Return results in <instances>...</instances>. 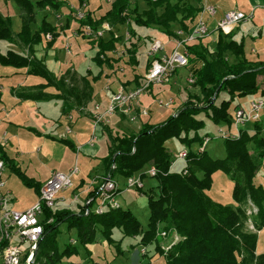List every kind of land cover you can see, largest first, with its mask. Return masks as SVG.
Segmentation results:
<instances>
[{"label":"trees","instance_id":"1","mask_svg":"<svg viewBox=\"0 0 264 264\" xmlns=\"http://www.w3.org/2000/svg\"><path fill=\"white\" fill-rule=\"evenodd\" d=\"M77 1L78 8H82L84 5L88 7L91 0ZM202 1L111 0L110 3L105 1L108 6L99 7L96 13L86 8L85 18L78 21L77 30L79 37L94 53L92 61L99 69V74L94 76L92 81L96 82L105 70L114 75L122 64L121 69L125 67L132 70L133 80L123 83L121 81H124L126 76L122 74V78H119L118 74L117 77L114 76L117 82L126 89L142 86L144 76L137 72V57L146 37L141 35L140 28L157 29L169 39L177 36L179 29L173 31L174 24H179L182 30L190 32L201 11ZM15 3L22 20V31L15 34L11 17L0 12V42L17 44L28 52H3L0 48V66L28 70L29 74L45 81L44 87L55 86L62 89L61 95L65 93L67 100L71 96H75L80 102L89 99L94 91L89 78L92 75L91 70L88 71L89 75L78 80L74 78L67 85V78L55 76L36 55L40 45L46 41L48 48H52L55 41L65 34L66 28L69 27V19L65 25H57L49 20L52 14L61 13L65 2L15 0ZM71 11L74 10L71 8ZM105 22L109 23L113 30L104 38L91 40L84 35L86 26L96 31ZM127 33L130 38L126 42ZM216 33L218 36L214 52L209 58L199 54L205 52L209 46L202 42L205 38L188 46L190 58L184 68L192 70L195 82L191 86L197 91L187 93V99L174 116L160 124H142L137 132H126L123 136L113 133L109 124L99 126V138L107 134L110 141L109 153L103 161L106 171L103 177L110 175L119 187V179L127 182L129 178L138 175L143 185L146 178L157 181L155 186L146 191L144 186L136 188L148 200V229L143 230L137 217L130 210L120 206L103 214L95 213L93 208L97 200V184L93 186L86 203L79 207L78 212L73 211L72 205H58L54 210L45 208L41 220L44 234L40 242L37 264H62L64 259L81 257L85 250V258H88L90 251L87 247L98 242V233H101L109 246L117 248L119 255L123 251L119 249L120 245H115V229L122 233L123 238L139 237V245L154 247V250L158 251L159 226L163 227L164 232L171 231L179 235L176 242L170 246V253L166 256L167 264H264V254L257 252L258 233L264 229V184L257 179L261 176L264 178V119L241 126L237 129V135L228 133L223 137L221 134L219 137L224 140L225 147V157L222 159L213 158L206 150L205 139L211 140L214 137L201 135L206 128L204 119L216 124H231L230 108L236 100L245 97L264 100V89L258 83L260 77L264 81V62L249 60L243 42L235 41L233 35ZM48 36H51V40ZM150 40L151 46L155 40ZM119 49H123L125 54L119 55ZM229 56L233 62L229 61ZM150 65L151 62L148 63L146 72ZM176 72L177 70L172 76ZM81 83L83 86L80 88L78 86ZM152 87L153 85L147 91L150 92ZM221 95H228V98L223 97L219 102ZM133 112L137 114L135 104ZM116 114L121 115L124 120L128 119L121 112ZM137 115L142 121L140 110ZM171 140L181 142L188 151L185 168L179 173L172 171L175 154L167 147ZM203 145L204 148H200ZM194 148L196 150H193ZM0 154L7 167L17 174L25 185L34 187L40 195L42 186L29 180L20 168L12 163L1 145ZM152 167L157 170L155 176L147 174V170ZM217 171H222L233 182L235 207L217 203L209 197L212 177ZM121 191L123 190L120 189ZM87 201H90L88 205ZM87 208L90 214L85 215ZM250 208L254 212L248 211ZM50 219H53L52 223H49ZM64 224L68 231L76 230V237L63 242L61 247L59 237L62 235L61 226Z\"/></svg>","mask_w":264,"mask_h":264},{"label":"rangeland","instance_id":"2","mask_svg":"<svg viewBox=\"0 0 264 264\" xmlns=\"http://www.w3.org/2000/svg\"><path fill=\"white\" fill-rule=\"evenodd\" d=\"M9 1V0H7ZM34 2L39 0H32ZM63 1L67 3V0H58ZM70 3L72 2L76 7L79 6V3L77 0H69ZM262 1V6L264 8V0ZM93 3L95 6L98 7H107L108 4L104 0H94ZM1 4V0H0ZM65 5V4H64ZM223 9L227 11H240L245 13L247 16H250L253 12V16L250 17V19H247L244 21L241 25H239V30L237 33V38L241 39V37L246 38V44H245V53L249 60L251 61H261L264 62V9H259L258 11L255 10L256 6V0H224L220 4ZM145 8V6H144ZM143 9V5H142ZM70 9L68 7L63 6L62 12L64 15L69 14ZM71 12V11H70ZM8 15L12 19V29L15 34H19L22 31V20L20 18V15L18 14L17 7L15 0H12V2L9 4L8 9ZM42 15L38 17L41 19ZM76 18V17H75ZM49 20L53 23L60 22L61 24H66V20L57 19L56 14H52L51 18ZM78 19L76 20L77 23H73V21L70 22V26L66 28L65 35H61L54 43L52 48H48L47 43H43V45H40L38 47L37 53L40 57H42L45 60V63L48 67V69L55 75L59 76L65 71H67V74H65L62 78L66 79V84L69 85L70 77L72 74L77 76L76 80L89 75V72L91 70L92 75L89 77L90 80H93L94 76H97L99 74V69H97L96 65L93 63L92 59L94 57V53L90 50V47L85 45V42L76 35L77 33V27L79 26ZM59 24V23H58ZM256 25V28H255ZM173 31H177L180 28L179 24L173 25ZM127 29L124 31L123 34H125ZM139 32L142 36L146 37L145 41L142 42V48L140 49V52L138 53L137 60L139 62V69L137 72L140 75H145L146 73V67L148 63H152L151 58L148 55V50L150 47L151 40L150 38L154 40H159L163 44H168L167 52L168 54H171V48H173V44H170L169 37L162 33L161 31L157 29H145L140 28ZM260 33V34H259ZM224 35H233L234 32H230L228 34L223 33ZM80 35V33H79ZM217 33L211 34L210 37L205 38L202 42L209 45L208 48L205 50V52H199V54L202 55V57L209 58L210 55L214 52V47L216 44L217 39ZM126 38V36H125ZM253 38V39H252ZM215 41V42H214ZM66 44H71V50L69 53L66 51H63ZM0 46L3 47L4 50L9 48L8 44L6 42H0ZM206 51L208 53H206ZM24 51L20 48L17 51V53H23ZM65 52V53H64ZM164 54L161 53L160 56H163ZM229 61L232 60V57L229 56ZM121 64L118 68L117 73L112 74L108 70L104 71V74L96 81L93 82V89H94V101L91 105L92 109H95V107L98 105L100 107V111H104V109L107 108L105 105L106 99L108 96V89L107 87L111 88L112 91H116L118 89L119 83L117 82L116 78H112V80H108V78L111 76H118L119 78H122V74L125 77L123 79L125 82L128 80H133L134 73L131 69H126ZM133 67V66H131ZM74 69L75 71H73ZM126 69V70H124ZM20 71L23 74H18L15 76V78H23V80L28 79V83L31 85H37V83H44L45 81L39 77L30 75L28 70L22 69V70H15L12 67H3L0 66V74L2 72H8V71ZM69 70V71H68ZM192 70L190 71L188 68H181L177 69L176 74L173 76L167 77L163 83L153 85L152 90L144 92L139 97L138 103L135 104V106L140 107L141 110H147L149 111L148 116H142V121H131L130 117L128 119H125L124 121H117L115 119L114 115L110 118V128H113L115 126H120L122 130L117 133L119 136H123V134L130 133V132H136L139 130V127L142 126V124H160L165 122L169 117L174 116V113L183 105V102L187 99L188 94L187 93H195L197 90L191 84H194L195 82V76L194 74H191ZM66 73V72H65ZM80 74V75H79ZM30 75V76H28ZM193 80V82H189V80ZM14 81V79H13ZM27 81V80H26ZM258 83L261 85V88L264 89V81L260 77L258 78ZM130 84V83H129ZM39 85V84H38ZM83 86V83H81L78 87L81 88ZM133 88V87H131ZM53 90V89H52ZM152 92V93H151ZM49 93V92H48ZM228 98V95H221V98L219 99V102L222 98ZM169 99L174 100V105L167 107V106H160L158 101L164 100L168 101ZM253 99V97H245L236 100V102L232 105L230 108V116L234 113L237 106L239 108H243L247 110L249 108V103ZM133 114H136L133 112ZM137 117V114L135 115ZM264 119V113L260 114V120ZM112 120V122H111ZM206 128L201 133L202 136L205 134L209 136H213L214 138H211L210 142L207 144L206 141V150L209 152V154L215 158V159H222L225 157V147H224V140L219 137L221 134H228L230 133L232 136L238 134V130L234 125V120L230 118L231 124L227 122H220L218 124L212 122L209 119H204ZM109 123V124H110ZM91 129V128H90ZM90 129H84L88 132V134L81 136L79 138V144L78 145H85L87 143H92L94 147L97 149L100 154L94 155V157H98L95 160L96 161H88V157L84 153L81 154H70L67 151V148L65 147V144L61 142L62 138L60 137V134L55 135L53 133H50L49 135L45 136V139L40 138L36 141V144L34 145V151L32 153H35V156L30 157L29 154H24L25 157V166L30 167V171L32 173H35L37 175L36 179H49L47 178L52 172H67L71 168L77 169L78 174L75 175L74 179V185L76 184V188H79L82 181L85 185L90 186L94 179L97 177H100L102 173H104V158L107 157L108 153V147L110 146V141L108 138V135H105V141L98 140L99 138L94 139V136L98 137V130L96 129L95 132L91 131ZM94 130V128H93ZM252 133V132H250ZM53 134V135H52ZM51 135V136H50ZM107 139V140H106ZM45 144L46 146V152L43 150L42 156H37V150L38 148L43 147ZM90 145V144H89ZM205 145L201 146L200 148H204ZM93 147V148H94ZM196 147V145L194 146ZM187 149V148H185ZM89 151V149H87ZM172 152L176 155L179 152L184 150V146L181 142L174 141V144L171 145ZM193 150H196L194 148ZM22 152V151H21ZM16 153V152H15ZM25 153V152H24ZM31 153V151H30ZM21 154V153H20ZM40 157H44V162L40 159ZM100 160L102 162L99 164H94L95 162H99ZM186 163L182 161H176L172 171L174 173H179L182 170H184ZM101 168V170H100ZM100 170V171H99ZM145 171V170H143ZM52 173V174H53ZM31 177V176H30ZM213 183L212 188L209 191V197L217 202L221 203L223 205L235 207V201L233 199V187L234 184L230 180V178L225 175L222 171H217L213 175ZM258 181L261 184H264V178L258 177ZM2 181H4V186L0 188V192L3 194H8V192L11 194L13 201H12V208H14L17 211L23 212L31 208L37 201L38 196L36 193V190L34 187H29L24 184V182L20 179V177L10 171V169L6 168L4 171V175L2 177ZM120 182L123 184L122 190L125 191L122 194H119L117 197V202L120 205L122 209L130 210L134 216L137 217V219L140 221L141 227L143 230L148 229L149 224V208H148V200L147 197L141 192L136 189H127L126 187V181L124 179H121ZM157 181L153 178H146L144 180V190H148L150 187L155 186ZM75 188V189H76ZM76 194L78 192H75ZM62 196L67 198V203H71L72 209L74 212L79 211V207L83 206L86 203V199L89 195V193L79 197L77 200H75V195L72 194V191H64L61 193ZM254 208V206H253ZM248 211L254 212L252 208H250ZM62 235L59 237L60 242L62 243L61 247H63V242H68V240H72L76 237V230L68 231L67 226L64 224L61 226ZM161 232H164L163 227L159 226L158 230V236H157V242L160 245V248L157 250H154V247L144 246L142 247L139 245L140 238L139 237H127L123 238L122 233L115 229L113 231V238L115 239V245H120L119 249L123 251V254L118 255L117 248L114 246H109L106 241H104L101 233L97 234V243L88 246L87 249L90 251V255L87 257V250H85L81 257L74 256L71 259L67 260L64 259L62 264H69V263H78V264H136L135 261H139V264H142L141 259L144 261L143 264H167L166 256L170 253L171 245L175 243L176 239L179 238V235L176 232L171 231H165L166 236H162ZM257 233V231H255ZM14 246L18 244V238H15L14 240ZM24 248H28L29 244H25L23 246ZM257 252L259 254H264V229H262L258 233V242H257ZM40 254V248L39 252L36 256V264L37 260ZM69 262V263H68ZM0 264H2V261H0Z\"/></svg>","mask_w":264,"mask_h":264},{"label":"built area","instance_id":"3","mask_svg":"<svg viewBox=\"0 0 264 264\" xmlns=\"http://www.w3.org/2000/svg\"><path fill=\"white\" fill-rule=\"evenodd\" d=\"M110 3L111 0H105ZM157 2L158 0H150ZM73 13L76 19L83 20L85 18L86 5L82 8H74ZM218 8L209 0H203L201 4V11L196 18L195 25L190 32H185L179 29L176 33L177 36L169 39L172 53L168 54V44H163L159 40H155L149 50L148 55L152 60L150 68L144 75L143 85L138 88L126 89L123 86L116 92H112L110 102L104 111H100L97 105L93 112L94 132L101 124L107 125L110 123V118L117 112L125 114L131 121H136V114H133V106L139 100L142 93L146 92L151 85H157L164 82V80L171 76L177 69L184 68L189 63L190 51L188 46L192 43L207 38L211 33L209 27V20L215 18ZM60 18V16H58ZM249 19L245 13L240 11L227 12L217 23L216 32L228 34L234 32L239 25ZM112 26L105 22L100 28L94 31L89 26L84 29V35L91 40H99L104 38L107 34L112 32ZM79 36V32L76 33ZM130 35L126 34V42L129 40ZM51 40V36H48ZM71 44H66L64 50L69 53ZM119 55L125 54L123 49L117 50ZM163 53V56L160 54ZM193 82V80H189ZM111 92V91H110ZM160 106H171L174 103L173 99L168 101L159 100ZM264 110V100L252 99L249 103L247 110L243 108H236L231 118L234 120L235 127L239 128L245 124L258 121L260 114ZM142 116H147L148 111H140ZM69 131V130H68ZM223 134V133H222ZM225 137L226 134H223ZM96 135L94 139H96ZM206 143L210 141L209 138L205 139ZM188 151L184 149L175 155L176 161H186ZM175 162L172 166H174ZM7 165L0 154V188L4 186L2 177ZM114 168V166H113ZM78 173L77 169L72 170L70 173L54 172L51 178L42 185L38 201L28 210L19 212L10 208L11 199L7 195L0 192V261L2 264H36V256L39 252L40 242L43 238L44 229L41 220L44 215V210H54L59 205V195L64 191L73 189L74 177ZM157 170L152 167L147 170V174L155 176ZM128 189H136L143 187L140 176L129 178L126 182ZM97 200L93 211L97 214H103L111 208H118L120 205L117 202V197L120 192L119 184L111 178L110 175L103 177L98 184ZM78 196H75V200ZM90 201H87V205ZM90 214L87 208L85 215ZM53 219L49 220L52 223ZM162 236H166L165 232H161ZM18 238V244L14 246V240ZM25 244H29L28 248H24Z\"/></svg>","mask_w":264,"mask_h":264},{"label":"crops","instance_id":"4","mask_svg":"<svg viewBox=\"0 0 264 264\" xmlns=\"http://www.w3.org/2000/svg\"><path fill=\"white\" fill-rule=\"evenodd\" d=\"M93 1L94 0H91L88 7L86 8L96 13L99 7L95 6ZM209 1L218 8L216 17L209 20V27L211 31L210 33L214 34L216 33V25L218 21L229 11L223 9L222 6L220 5L221 2H223L224 0H209ZM11 2L12 0L9 1L1 0L0 12L5 15H8L9 4ZM66 2L67 3H65L64 8L68 7L70 11L72 7L78 8L72 2L70 3L69 0H67ZM262 4H263L262 1L256 0V6L254 11H258L259 9H264ZM70 11L67 16L64 15L62 11L60 14L56 15V16H60L59 19L66 20V22L67 19H69V26L71 21H73V23H77L75 14H73V12ZM18 14H20L19 11ZM252 16H253V12L249 16V19ZM60 22H56L57 25L58 23L59 25H63ZM239 29L240 28L238 27L234 31L233 38L237 42H243L245 46L246 38L245 37H241V39L237 38L236 32ZM210 35L208 37H210ZM8 46L9 48H7L6 50H4L3 47L1 46L0 48L3 52H6L8 50H13L17 52L20 48V46L17 44L16 45L8 44ZM21 49L25 53L28 52L27 49L20 48V50ZM37 51L38 50H36V52ZM36 55L39 59H42L45 62V60L42 57H40L38 53H36ZM72 70L75 71L74 69ZM65 72L57 77L58 78L63 77L65 74H67V71ZM18 74H23V73H21L20 71L11 70L8 72H2L0 74V145L3 147L5 153L7 154L8 158L12 161V163L15 164L16 167L20 168V170L24 173V175L32 182L38 183L41 186L45 184L51 178L53 172L47 177L49 179L46 180L40 178L39 180H37L36 179L37 175L30 171V167L28 165L25 166L26 156L24 154H29L30 157L35 156V153L32 152L34 151V145L36 144V141L39 139V137L45 139L43 135L47 136L50 133H53L54 135L55 133L56 134L62 133L60 134V137L62 138L61 142L65 144V147L67 148V151L70 154L75 153L78 155L84 153L86 157H88V161H96L95 159L98 157H94V155L98 156L100 152L97 151V149L94 147L92 143H87L85 145H78L80 143L79 138L81 136L88 134V132L85 131L84 129L88 130L91 128L90 130L93 131L94 133L93 130L94 109H92L91 107L95 97L94 91L92 92L91 97L87 100H83L80 102V100H77L75 96H71L69 97V100H67L68 97L66 96L65 93L63 94V96L61 95V93L63 92L62 89H58L55 86L44 87L45 86L44 83L42 84L37 83V85L35 84L31 85L28 83V79H26L27 80L26 81L23 80V78H15V76H17ZM74 78L76 79L77 76L72 74L69 80H72ZM112 78L115 77L114 76L109 77L108 80H112ZM120 86L121 85L119 84L118 89L120 88ZM107 89H108L107 90L108 96L105 103L106 106H108L112 94L111 88L107 87ZM135 108L137 109V114H138V110H141V108L138 106L137 107L135 106ZM137 118L138 120H141L140 117ZM115 119L119 122L124 121L123 117L119 114L115 116ZM109 125H111V123ZM97 130H98L97 138H99L101 136V131L99 128ZM111 130L113 131V133H115L122 130V128L120 126H115L113 128L112 125ZM98 140L105 141V136H102ZM173 144H174V140H171L167 143V147L171 149V145ZM87 149H89V151ZM43 150H45L46 152L45 144L43 147L38 148L37 150L38 157L42 156V154L45 155V153H43ZM40 159L44 162V157H40ZM98 161L99 162H95L94 164H99L101 162L100 160ZM7 168L10 169L9 167ZM72 170L74 169L71 168L69 171L65 173H70ZM103 171L104 173H102L100 177L95 178L90 186L85 185L84 182L82 181L79 188H76L75 187L76 184H75L73 189L75 188L76 189L74 191H72L73 189L68 190V192L72 191V194L78 196V198L89 193L92 190L93 186L99 184L100 181L103 179V176L105 175L106 172L105 163H104ZM120 180L121 179H119L120 189L122 190L123 184L120 182ZM75 192L78 193L76 194ZM3 195H7L11 199V204H12L13 198L11 194L8 192V194H3ZM37 196L39 199L38 194ZM11 204H10V208L12 210H15L14 208H12ZM59 205L71 206L73 204L67 203V198L62 196V194H60ZM121 254L123 253H120L119 255ZM141 262L144 263L142 259ZM135 263L139 264V261L137 260V262L135 261Z\"/></svg>","mask_w":264,"mask_h":264}]
</instances>
